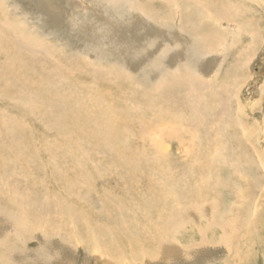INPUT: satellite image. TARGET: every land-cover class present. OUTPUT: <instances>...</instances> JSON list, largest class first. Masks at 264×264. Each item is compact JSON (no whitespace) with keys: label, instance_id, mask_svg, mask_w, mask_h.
I'll return each mask as SVG.
<instances>
[{"label":"bare ground","instance_id":"1","mask_svg":"<svg viewBox=\"0 0 264 264\" xmlns=\"http://www.w3.org/2000/svg\"><path fill=\"white\" fill-rule=\"evenodd\" d=\"M27 1L30 6L25 10H32L34 14L36 9H30L34 0ZM42 1L37 2L38 14L45 16L44 23L49 25L47 29L65 33L69 43L63 46L55 40L62 45L61 48L45 45V38L33 35L30 29L28 32V26L14 16L16 12L11 11L14 15L9 18L10 10L0 1V13L5 19L0 21V96H5L11 103V109L21 113L24 119H33L43 125L44 121L51 122L54 116L57 122L54 125L74 129V134L65 137L69 146H75L76 153L74 156L69 153V159L76 164L72 162L74 167L65 172L56 170L58 176L55 177L63 184L65 198H69L70 191H78L82 187L88 194L93 188L89 176H103V168L98 165L102 158L114 161V166L106 168L110 173L106 171L105 174L110 178H123L124 186L119 191H124L118 200H105L104 207L110 208L112 204L121 206L117 216L105 211L106 214H92L90 206H78L80 209L75 205L74 208L66 207L63 198L54 204L48 197L41 201L38 193L43 191L38 188V192L37 188H32L33 185L28 186L31 178L25 173L33 171L31 150H37L36 145H23L26 140L31 142L32 134L30 136L28 128H22L24 121L19 122L0 109V264H42L51 255L47 252L51 247L49 242L53 239L61 242V239L69 237L87 242L89 251H97L102 256L106 254L111 259L121 253L117 256L119 262L129 255L121 249L118 239L122 238L127 245H141L140 256L145 258L149 253L156 258L167 250L163 246L162 231L156 233L162 217L163 210L160 212V209L170 210V207V211L193 216L190 234L195 238L189 244V253L209 246L213 239L211 234L215 235L217 229L221 231L218 242L227 246L232 240L239 242L240 229L245 227L247 220L248 225L253 224L256 217L258 202L254 196L260 177L257 168L261 165L264 169V159L255 145V128L244 121L247 116L241 103H232L239 96L235 90L233 93L232 85L245 66L238 59L231 68V78L223 79L217 85L216 77L213 82H207L206 74H201L204 62L209 60V54L221 41L220 35L211 31V22L202 23L205 8L215 3L210 0H162L160 6H155L154 0H143L141 5L140 0H94L103 14L98 10L99 13L92 14L76 0ZM143 4L148 10L141 8ZM243 6H239L235 15L244 14ZM226 9L230 11L231 6ZM139 15L146 22L143 28L127 21L129 16ZM133 27L141 33L137 37L141 43L132 36L127 37L130 34L128 29ZM63 48L74 51L75 60L67 58L68 55L72 58L73 54L64 57L66 52L62 54ZM43 49H46V55L40 59L38 55ZM58 52L62 54L60 60L55 59ZM90 52L96 56L94 59L85 57ZM47 58H53V62ZM149 62L153 64L149 65ZM123 64L138 68L141 84L135 81L130 70H125ZM31 75L38 77L40 86L28 87L26 77ZM201 95L204 103L200 101ZM9 127L12 131L16 127L20 133L15 129L9 131ZM174 140L189 144L183 151L184 156L191 160V166L187 168L192 175L189 184L186 182L188 177L181 181L174 176L177 169H186L185 164L174 159L173 155L174 161L168 158L171 149L164 143ZM229 144L238 146L230 148ZM46 151L53 153L54 148L49 145ZM84 160L89 162L86 169ZM17 168L26 183L12 179L17 176ZM227 172L230 179L225 178ZM216 188L231 192L235 189L236 198L232 206L226 208L229 209V217L224 211L226 209L216 211L215 201L209 199L211 190L220 191ZM218 197L221 198V194ZM83 200L87 202V198ZM153 212L156 219H153ZM91 215L105 218L108 223L114 222L117 230L100 221L92 224L89 220ZM138 215L145 216L144 226L135 222ZM42 230L44 234L39 249L34 254L27 253L26 241L33 233ZM247 232L244 236L248 234L246 239L251 238L252 232ZM145 241L152 249L155 244L157 247L145 250L147 246L141 244ZM229 247L231 252L233 248ZM245 247L251 248L248 243ZM242 249L240 245H234L237 253L233 251L235 257L233 255L232 258L242 261L245 254L251 256V249L245 252ZM39 260L44 261L41 263ZM241 261L237 264L243 263ZM116 262L113 264H119Z\"/></svg>","mask_w":264,"mask_h":264},{"label":"rangeland","instance_id":"2","mask_svg":"<svg viewBox=\"0 0 264 264\" xmlns=\"http://www.w3.org/2000/svg\"><path fill=\"white\" fill-rule=\"evenodd\" d=\"M0 1L3 2V4H5V7L8 10H10L9 18H12L16 12V15H18V17L16 15L14 16L16 18H19L20 20L19 22L25 23V25L28 26L27 27L28 32L30 29L33 35L39 36L41 38H45L44 41L47 42V44L45 45L53 44L56 48H61L62 45L64 46V43L66 44L69 43L67 40L68 37L65 33L60 32V31L52 32L51 30L47 29L49 25L48 24L46 25V23H44L45 16L38 14L37 2L43 3L42 0H34L32 2L30 9L32 8L36 9V12H34V14L32 13V10H29V11L25 10V7L30 6L27 0H0ZM76 1L79 5H83L84 7H87L88 10L92 14H96V12L99 11L98 6L96 5V3H94V0H76ZM140 1H141L140 2V5H141L143 0H140ZM154 1H156V3H154L155 6H160V3H162V0H154ZM210 1L214 2L215 5L207 6L205 8L204 10L205 16L202 18V21H203L202 23L206 24L207 22H211V26H212L211 31L214 32L215 34H219L221 37L220 38L221 41L217 42L215 46V51L212 54H209L210 55V57H208L209 60L204 62V66L202 67V70L204 72L201 74H204V75L206 74L205 76L208 78H205V80L207 82H210V81L213 82V80L216 77L214 81H217L216 83L217 85V84H220V82L223 79L228 80L231 78V68H233V66L235 65L234 63H236L238 59L245 66V69L240 73L239 76H237L238 77L236 78L237 80H235L234 84L232 85L233 93L235 90V93L239 94L237 99L232 101V103L233 102L241 103L243 107L242 108L243 112L245 116H247V118L246 117L244 118V121L245 122L247 121L248 125L253 126L255 128V132H256V134L254 135V137L256 138L255 145L257 146L259 153L264 159V0H239V1L238 0H210ZM46 2H48V0H46ZM203 2H205V0H203ZM232 4L238 5L237 8H235V6ZM228 6H231L230 11L226 9ZM239 6H243L242 8L244 9V14L240 13V15H235V14H238V9L240 8ZM141 8H143L144 10H148V7L144 4L141 6ZM11 11L14 12L13 15ZM99 12L102 13V10ZM141 17L142 16L140 15L138 17L129 16L127 18V21H131L134 24L138 25L140 28H143L146 22H145V19ZM33 20L36 22L32 23ZM0 21H5L4 17L1 16V13H0ZM28 21H30L32 24ZM39 21H40V24L38 23ZM44 25H46V29H44ZM129 27L131 26H126V28H129ZM39 28L40 29L43 28L41 29L43 32H41ZM115 29H118V28L116 27ZM128 31L130 34H128L127 37L132 36L133 38L136 39L138 43L142 42L141 39L137 38L138 35H141V33L137 32L134 29V27L131 29H128ZM28 32H26V34H28ZM46 32H50L52 34H47ZM56 32L58 34L56 35L53 34ZM60 35L63 37H61ZM120 36H123V35H120ZM55 40H58L62 45H60L59 43H55L54 42ZM64 48L61 50L62 54L66 52L64 53V57H66V54L67 55L73 54V56H71L72 58H70L69 55L67 56V58L75 60L76 53H74V51H71L70 49H69L70 51H68V49L67 51H65ZM39 53L40 54L38 55V58L43 59L42 56L44 54L46 55V49H43V51H40ZM62 54L58 52L55 59L60 60V57L62 56ZM85 57L91 60V59H94L96 56L90 52V53H86ZM46 60L53 62L52 61L53 58H47ZM100 60L104 61L103 59H100ZM148 64L152 65L153 63L149 62ZM123 66L125 67V70L128 69L131 71V75L134 77L136 82L140 84L142 83V79L139 77L138 68H133V67L129 68V66H127L126 64H123ZM218 68H220L221 71L218 72ZM62 77L63 79L65 78L64 76ZM37 78L38 77L36 75H31L30 78L26 77V79L29 81V83L27 84L29 85L28 87H31V85L33 87H35L36 85L40 86L41 82L37 80ZM202 97L203 95H201L200 101L204 103ZM4 102H7V103H4ZM234 107H236L235 104L233 108ZM0 109L3 110L4 112L10 113L9 115H11L12 118L18 119L19 122L24 121L23 124L25 123V125L22 128L23 129L28 128L27 131L31 132L30 136L32 134V138L30 139L31 142H28V140H26L23 143V145L25 144H29L31 146L36 145L37 150L33 148L31 150V155L32 154L34 155V156H31L34 161L31 167L33 171L32 170L28 172L26 171L25 173L28 174L29 178H31V180L29 179L28 186L31 187L33 185L32 188H37L36 190H38V192L40 188L43 191L42 194L38 193V197L41 199V201H43L45 197H48V200L51 202V204H54L57 202V200H61L63 198L65 205H67L66 207L72 206L74 208V205H75V208L80 209L79 208L80 206L81 207L90 206L89 208H91L92 214L93 213L97 214L101 212L104 214L106 212L107 214H112L116 216L118 215V212L121 206L117 204L116 205L112 204L110 208H108V206L104 207V204L106 203L105 200H107V198L118 200L119 198H121V195L123 194V191H124V190L119 191L124 186L123 178L120 179L112 175H110L112 176L110 178L108 175L110 172L106 170V168L109 169L110 165L114 166L113 160H108L107 158L101 159L102 161L98 165L100 169L103 168L102 170L103 176L94 175L92 178L91 176H89V179L91 182L90 184L93 186V188L89 190L88 194H87V189L86 188L84 189L82 187V188H79L78 191L77 189L70 191V194H68L69 198H65L66 193L63 192L64 190L63 184H61L59 180L55 179V177L58 176L56 170L58 171L63 170V172H65L74 167L72 162H75V161H73L72 159H69L70 158L69 153H71L74 156V154L76 153L74 149L75 146L73 144L69 146L68 143L66 142V137H65V135L69 137V135L74 134V129H72L71 127L61 128L62 125H54L55 123H57L56 118L54 116L51 119V122L44 121L43 125H41L40 122L38 123V121L33 120V119L32 120L24 119L21 113H19L15 109H11V103L9 100L6 99L5 96H0ZM19 118L20 119L22 118V119L20 120ZM14 129H15V132L20 133L19 131H17L19 129L14 127L13 131ZM9 131H12V127L11 128L9 127ZM21 136L23 137L24 134L22 133ZM186 137L188 136L186 135ZM254 137L252 138V140L254 139ZM175 141L176 140L173 141L174 143L169 142V141H166L164 143L166 145V148L171 149V153L168 155V158L171 161H174L173 158L178 159V161L179 160L181 161V164L183 165L185 164L184 168L186 169L182 170L183 167L177 169L178 172H175L174 176L177 178H180L181 181H184L188 177L186 179L187 180L186 182L189 184L191 182L190 178L192 179L191 177L192 175H190L191 174L190 170L187 168H189L191 160L190 158H186V156H184V153H183L184 149L187 146H189V144H187L185 141H182L180 143H177V141L176 142ZM180 144H182V146H179ZM49 145H51L54 148L53 153H49L46 151V147H48ZM237 146L238 145L229 144L230 148H236ZM67 147H69V150ZM66 149L67 151H65ZM172 155H173V158H171ZM94 159L97 161L98 158L95 157ZM258 160L259 159H257V162H259ZM186 161L187 163H185ZM19 162L21 163L20 160ZM88 163L89 162H87L86 160L83 161L85 169L87 168V166L85 165H88ZM75 164L76 162L74 163V165ZM23 165L26 166L24 163ZM88 167H89V171H91L92 168H90V166ZM19 169H21L20 165H19ZM19 169L18 168L16 169L17 176L12 179H15V180L19 179L24 184L26 183V180L23 175L20 176V174H18ZM257 170H258L257 171L258 175H260V177L258 178V183H257V188H256L257 191L255 190V192L257 193H255L254 198L258 202L257 204L258 210L256 213L255 220H253L254 221L253 224L248 225V220H247V222H245L246 223L245 227L240 229V234L238 237L239 242H235L234 240H232L230 241V245L228 243V246L218 242V239H219L218 235L221 234V231L217 229L215 232V235L211 234V237H213V239L211 241L212 243H210L209 246L205 245L199 248V251H196L195 253L194 251L193 253H189L188 252V248L190 247L189 244L192 243L195 238L193 237L192 234H190L193 231V222H192L193 216L192 215L185 216L184 213H179L177 211H170L171 210L170 206H169L170 210H165L164 208H161V206L159 205L158 207L161 208L160 212L162 210L163 211L161 212L162 217H161V222L159 223L160 228L159 230H157L156 233L162 231L161 238H162V241L165 242L163 246L167 247L166 248L167 250H164L163 253H160V254L158 253L159 255L156 256V258L153 257V255L149 253H146V254L143 253L146 255L145 258L142 257V255L140 256V252L142 251V248L140 247L141 245H134L135 247H133V245H129V244L127 245L126 240L122 238L123 240L118 239L121 244V249L123 248V253L125 254L127 253L129 255L126 254L128 258L123 259L121 262H119L118 261L119 259H117L118 258L117 256H120L121 253L115 255L116 257L114 256V258L112 257L111 259L109 258V256H106V254L105 256H102V254L97 251H93V250L89 251L87 247V242L85 241L80 242L75 238L69 237V238L61 239V242L58 239L51 240L49 242L51 247L49 248V250H47V252H50L51 255L49 254L50 256H48V258L46 257V259H44L45 261L44 260H41V261L39 260V261L41 263L44 261L42 264H113L114 262H116V260L118 261L116 263H119V264H237L241 260L240 259L238 260L237 258H234V259L232 258L233 255L237 253V250H234V245H237V246L240 245L241 247L244 248L242 250H244L245 252V250L248 249V247H245L247 246V243H248V246L249 245L251 246V248L249 247V249H251V256H248L245 254V257H243L241 261L243 263L241 264H264V259H263L264 258V169H262L260 165V167L257 168ZM106 171L108 174H105ZM91 174L93 175L94 173L91 172ZM35 177H38V178H35ZM214 177H215V174H214ZM64 178H67V177H64ZM225 178L226 179L231 178V175L229 174V172L225 173ZM234 178L235 177H233V181H234ZM97 180L99 183L97 182ZM109 180L111 182H109ZM130 185L131 184H129V187ZM237 185H240V182H238ZM210 187H213L212 184L210 185ZM94 189H97L98 191L100 190L99 191L100 193L97 194L98 191L95 193ZM140 190H142L143 192L145 191L144 189H140ZM151 190L152 189H150L149 191ZM216 190H220L224 194L220 193V191L211 190V196L209 195L210 196L209 199L211 198L212 202L215 201L216 205L214 209L216 211H221V210L223 211L224 209L228 208L230 205L232 206V203L234 199L236 198L235 193H234L235 189L232 190L233 192H231L230 190L228 191L224 188L222 189L223 191L220 188L218 189L216 188ZM102 191L103 193H101ZM108 193L110 194L113 193V194L110 195ZM220 194H221V198L223 199L218 197L220 196ZM51 196L54 197V199L53 198L51 199ZM153 196L155 197V194H153ZM85 198H87L86 200L87 202H84L83 199ZM128 199H132V198H128ZM170 200L172 199H168V201ZM221 200H224V201H221ZM74 202H76V204ZM121 204L123 205V203ZM125 208H128V207H125ZM186 211H188V209ZM224 211L226 212L227 217H229V214H230V212L228 214L229 209H226ZM160 212H157V213L160 214ZM152 214H153V219H156L157 217L156 213L153 212ZM144 217L145 216H142V215L136 216L135 222L137 221L139 225L144 226L145 224ZM250 217H251V214L249 218ZM100 218L101 219H99L98 215H91L89 217V220L92 224H94V222L97 223L98 221H100L101 224L107 225L108 222H106L105 218L103 219L102 217ZM108 224L113 229H115V231L117 230V228H114V225H115L114 222L108 223ZM152 230L155 231L154 228H152ZM246 230H248V232L250 233L252 232L253 236L251 235V238L248 237L246 239V236L248 234L244 236V232L245 233L247 232ZM43 234H44L43 230L36 231L35 233H33L32 237L28 238V241H26L25 243L27 245V253L34 254L39 249L40 242L43 239L42 238ZM241 239L243 242L242 241L240 242ZM123 243L125 245H123ZM143 243H141L142 246H145V245L147 246V247L145 246L146 247L144 248L145 250H153L154 248L157 247V244H155V247L152 249L151 247H149V244L146 241ZM62 244H64V246ZM228 247L233 248V250L229 252ZM233 251H235V253ZM115 253H118V252L115 251ZM137 255H139V257L136 258ZM7 264H13V263L8 262Z\"/></svg>","mask_w":264,"mask_h":264}]
</instances>
